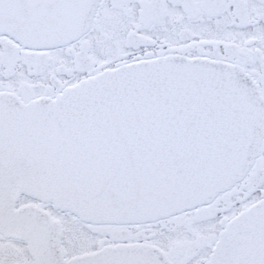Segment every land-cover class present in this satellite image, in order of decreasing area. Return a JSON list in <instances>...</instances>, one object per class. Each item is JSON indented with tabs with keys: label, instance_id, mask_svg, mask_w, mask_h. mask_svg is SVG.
Segmentation results:
<instances>
[{
	"label": "snow or ice",
	"instance_id": "obj_1",
	"mask_svg": "<svg viewBox=\"0 0 264 264\" xmlns=\"http://www.w3.org/2000/svg\"><path fill=\"white\" fill-rule=\"evenodd\" d=\"M0 264H264V0H0Z\"/></svg>",
	"mask_w": 264,
	"mask_h": 264
}]
</instances>
